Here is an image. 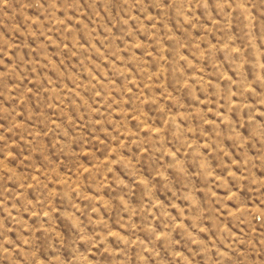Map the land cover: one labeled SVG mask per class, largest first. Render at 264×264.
I'll return each mask as SVG.
<instances>
[{
    "label": "rangeland",
    "instance_id": "374dc122",
    "mask_svg": "<svg viewBox=\"0 0 264 264\" xmlns=\"http://www.w3.org/2000/svg\"><path fill=\"white\" fill-rule=\"evenodd\" d=\"M0 264H264V0H0Z\"/></svg>",
    "mask_w": 264,
    "mask_h": 264
}]
</instances>
